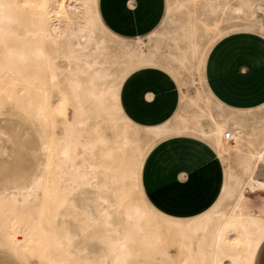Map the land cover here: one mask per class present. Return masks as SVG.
<instances>
[{"label": "bare ground", "instance_id": "6f19581e", "mask_svg": "<svg viewBox=\"0 0 264 264\" xmlns=\"http://www.w3.org/2000/svg\"><path fill=\"white\" fill-rule=\"evenodd\" d=\"M202 1L206 20L189 19L182 25L180 37L188 45L175 57L184 63L188 55L199 53L200 29L216 33L199 58L198 69L206 83L205 60L226 34L222 25L251 11L263 28L264 0ZM199 2L181 0L179 4L187 7ZM100 9L99 0H0V115L15 111L29 123L34 113L39 154L45 158L41 172L0 190V246L23 254L35 252L36 264H159L173 259L167 244L170 235L187 250L185 264H254L264 240V198L253 203L244 191L264 192V180L255 175L259 164H264V125L261 129L248 125L243 109L218 122L206 104L192 115L177 113L173 124L167 120L147 126L153 139L198 133L212 143L222 163L234 155L240 169L236 173L231 165L223 166L220 195L203 213L178 219L159 211L141 186L143 162L152 147L145 153L149 144L131 136V130L138 135L139 128L121 103L125 80L102 84L99 78L110 74L100 69L91 72L103 54L113 53L116 59L128 54L126 49L120 54L109 50L104 36L97 39V33L109 32ZM60 61L66 62L65 67ZM17 88L26 93L19 97ZM202 91L212 96L207 87ZM202 100L197 92L188 103L197 106ZM204 118L211 123L210 129L201 124ZM45 124L48 133L42 127ZM252 141H258V147H252ZM87 188L97 192L95 202L84 196ZM104 190L112 191L117 200L111 201ZM80 194L85 200L82 205L78 204ZM33 197L39 198L37 206L22 210ZM223 199L234 200L228 211L220 207ZM70 216L83 224L81 235L92 232L88 239L99 242L97 251L73 242L80 233L67 223ZM13 226L19 231H13Z\"/></svg>", "mask_w": 264, "mask_h": 264}, {"label": "rangeland", "instance_id": "374dc122", "mask_svg": "<svg viewBox=\"0 0 264 264\" xmlns=\"http://www.w3.org/2000/svg\"><path fill=\"white\" fill-rule=\"evenodd\" d=\"M179 1L181 0H131V6H126L124 3L125 0H102L103 9L106 13L105 24L109 32H101L100 34L97 33L96 37L97 39H99L103 38L104 36V46L113 51L115 54H120L125 49L128 54L121 59H116L113 53L103 54L98 58V66L92 69L91 72L95 73L96 69H100L101 72L103 71L105 74H110V76L108 77L99 78L98 83H116L121 79H124L126 83V81L130 77H132L136 72L142 69L161 67L168 71V73H170V75L176 80L179 85V91L181 94L183 105V114L192 115L194 113H197L200 111V108L205 109L206 104L208 105L215 120L218 122L226 119L231 113H235L236 115L241 114V111L239 112L238 109L230 110L228 108L219 106L218 102L212 96H206L205 92L202 91V87L204 89L206 88V83L201 79V75L198 69L199 58H201V56L205 54V52H207L216 33H206L204 30L200 29L196 40L199 45V53L194 57L188 55L189 59L185 60L184 63H181L178 59H176V57L182 55V51L186 49L188 45V40L180 37L183 31L182 25L187 24L189 19L197 18L206 20L207 16L206 11L201 4L203 2L202 0L197 5H190L187 7L180 5ZM190 11H194V15H189ZM121 15L125 18V24L129 20L134 19L136 16L143 17L142 19H144V24L147 29L146 32L137 34L135 36L121 34L117 29L119 26L116 22ZM167 18L171 22H169ZM207 21L208 23H212V21L208 19ZM174 22L175 25H173ZM244 25H250L251 28L245 29L243 27ZM260 25L261 24L259 23V19L256 14H253V12L249 11L246 17L226 21L222 25V27L226 31L225 35L235 31H255L264 35V27L261 28ZM176 37H179V40ZM140 54H142L141 57ZM59 65L61 67H65L66 62L60 61ZM61 81L62 79H60V82ZM59 85L61 88H65V85L61 83H59ZM234 85L236 87V90L234 91V93H232V98H229V101L231 103H226V100H222L228 106L233 105L235 106L233 108L243 109V116L246 119L247 124L254 125L257 128L261 129L264 125V71L255 72L242 78L239 77L234 82ZM16 92L19 97L22 94L26 93L24 90H18V88L16 89ZM183 92L185 93L184 97L182 95ZM197 92L202 93L203 100L199 102L197 106L189 104V99L194 97ZM31 99L34 101L36 99V96L33 94ZM5 112H7V108L5 109ZM15 113V111L13 114L3 113L0 115V119L8 120L14 123V129L17 132L21 131L23 122L28 125V155L26 159V168L28 171V175L33 176L34 174L41 172V170L43 169L42 163H44L45 160V158L42 157L41 154H39V152L37 151L40 145V140L38 137L39 125L34 121V113H31L29 123H27L25 119L16 115ZM68 117H72L70 113L68 114ZM260 118H263V123H258L256 121ZM190 124L193 125L194 123L190 122ZM201 124L206 129H210L212 126L211 123L205 118L201 121ZM147 126H143V131L139 129L138 135L136 134L134 128L131 130L132 138H140L144 144H149L148 146H146L147 148L145 150V153H147L149 149L156 143V139H153L147 132ZM42 127L47 133L49 132V127L46 124ZM57 129L60 131L61 127L57 125ZM112 134V132L107 133L109 137H112ZM187 135H194L203 139L198 133H188ZM261 139L262 137H259V140ZM203 140L213 147L212 143L208 142L205 139ZM251 144L252 147H258V141H252ZM226 164H228L229 166L231 165L230 167L234 172L240 173V169L237 164V158L233 155L229 157L228 161L221 163L223 177V166H225ZM135 166L136 161L132 162V167ZM220 168L221 166H216L215 169H217L219 172ZM219 174L220 173L216 172L213 173V176L207 175L201 180V182L193 184L194 188L192 189L191 193L186 194V197L188 199L186 202L182 203L179 206L180 209H168L171 215L174 214L173 216H177L180 218H190L195 216L197 213L208 209V207L218 196L217 183L219 177H216L215 175ZM255 175L257 179L264 180L263 163L259 164ZM99 179L102 180V177L100 175ZM104 192L110 197L111 201L115 202L117 200L113 198L112 191L104 190ZM96 193V191L87 188L84 196L90 197L91 201L95 202L94 196ZM244 194H246V196L249 197L252 202L254 201L253 203H257L259 199H262V197L264 198V192L258 190L255 193H250V191L246 189L244 191ZM135 195L138 196L137 193H135ZM20 198V195L17 196V199ZM84 201L85 200L83 199V194H80L78 198V204L82 205L81 202ZM36 202H39V198L36 201V197H33L32 201L26 204L23 209H21H33L37 206ZM233 203L234 200L223 199L220 202V207L228 211ZM67 223L70 224L75 231L80 233V236L73 237V242L75 244L79 245V247L86 246L89 251H97L99 249L100 245L97 240L88 239V237L92 235V232L89 231L85 235H81V228H83V224L79 220L70 216L67 219ZM60 225L61 220L57 219V221L55 222V226L59 227ZM12 230L19 231L16 226H13ZM167 244L169 245L173 259L165 263L160 262L159 264H185L182 262V260L186 257L187 250L180 246L179 240L174 239L169 235L167 237ZM0 249L9 252L21 264H36L38 262L39 257L35 252L23 254L19 250L15 251L12 247L8 248L4 245L0 246ZM79 254L82 257L85 256V253Z\"/></svg>", "mask_w": 264, "mask_h": 264}, {"label": "crops", "instance_id": "0c3cea01", "mask_svg": "<svg viewBox=\"0 0 264 264\" xmlns=\"http://www.w3.org/2000/svg\"><path fill=\"white\" fill-rule=\"evenodd\" d=\"M124 3L131 6V0ZM99 7L105 23L102 0H99ZM142 18L136 16L125 24V18L121 15L116 21L117 29L129 36L144 33L147 29ZM261 71H264V35L255 31H235L225 35L210 48L204 64L206 87L221 107L230 110L239 108L228 106L222 99L231 103L229 98L236 90L234 82L239 77ZM120 98L124 111L142 131L143 126L159 125L167 120L173 124L174 116L183 113L179 85L161 67L136 72L126 81ZM27 142L28 125L25 122L21 131L17 132L14 123L0 119V190L13 188L30 177L26 168ZM219 160L214 148L197 136H162L156 139L143 162L142 189L159 211L174 218L190 219L192 217L173 216L168 209H180L179 206L188 199L186 194L194 188L193 184L216 172L220 173L215 175L219 177L218 198L224 179L222 161L220 163ZM216 166H221L219 172ZM0 264L21 263L9 252L0 249ZM254 264H264V240L258 248Z\"/></svg>", "mask_w": 264, "mask_h": 264}, {"label": "built area", "instance_id": "2783aa9c", "mask_svg": "<svg viewBox=\"0 0 264 264\" xmlns=\"http://www.w3.org/2000/svg\"><path fill=\"white\" fill-rule=\"evenodd\" d=\"M225 137H226V138H228V137H229V133H228V132L226 133Z\"/></svg>", "mask_w": 264, "mask_h": 264}]
</instances>
